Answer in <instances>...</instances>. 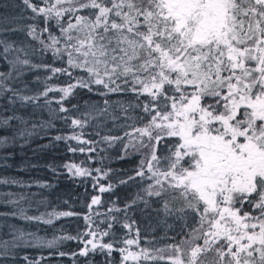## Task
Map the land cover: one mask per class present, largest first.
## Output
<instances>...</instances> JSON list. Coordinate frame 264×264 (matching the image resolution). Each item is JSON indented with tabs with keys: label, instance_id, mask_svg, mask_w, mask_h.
Here are the masks:
<instances>
[{
	"label": "snow or ice",
	"instance_id": "6c2138e0",
	"mask_svg": "<svg viewBox=\"0 0 264 264\" xmlns=\"http://www.w3.org/2000/svg\"><path fill=\"white\" fill-rule=\"evenodd\" d=\"M23 3L43 15L46 23L53 16L72 14L67 27L61 28L64 51L68 65L84 68L89 79L60 88L61 100L75 87L90 84L103 85L107 93L128 90L131 84V91L150 98L143 105L150 119L143 128L125 133L138 135L142 147L150 149L146 165L153 183L146 192L160 198L170 195L183 202L178 211L189 209L199 216V226L188 239L169 246L175 253L167 257L170 264H205L201 257L209 253H215V258L207 264H264V0H55L47 7H37L31 0ZM65 3L72 6L62 7ZM81 10H88V15H76ZM29 35L38 38L34 26ZM51 39L52 45L58 42ZM0 45H5V53L11 47L3 40ZM48 91L52 89L43 95ZM60 111L68 110L61 106ZM84 115V120L72 119V125L83 127L89 114ZM9 119L13 117L3 123ZM166 138L175 142L166 146L168 155L158 157L157 148ZM161 163L167 164L166 170H160ZM144 165L141 161L137 176L145 175ZM64 167L74 176L91 174L74 163ZM136 199L143 197L137 194L133 203ZM246 201L258 215H241ZM99 203L100 197L94 196L88 207ZM163 208L170 211L167 199ZM84 219L90 221L89 216ZM85 235L91 239L83 241L81 255L88 254L89 245L93 250L113 247L95 243V231L65 239L82 240ZM24 236L21 232L11 243ZM138 238L137 232V239L124 243L138 245ZM141 257L152 259L146 249L127 251L123 259Z\"/></svg>",
	"mask_w": 264,
	"mask_h": 264
},
{
	"label": "trees",
	"instance_id": "16d2710c",
	"mask_svg": "<svg viewBox=\"0 0 264 264\" xmlns=\"http://www.w3.org/2000/svg\"><path fill=\"white\" fill-rule=\"evenodd\" d=\"M54 2L31 0L37 7ZM70 15L53 16L46 23L45 17L33 13L23 0H0V40L11 45L7 53L5 45H0V264H170L167 257L175 253L169 246L187 240L192 229L199 226V216L189 209L178 211L184 204L170 195L160 198L146 192L153 183L146 165L150 149L142 147L138 135L125 136L135 128H143L150 119L143 110L150 99L146 94L131 91V84L128 90L116 93H107L103 85L90 84L88 88L75 87L61 100L60 88L89 79L84 68L70 67L67 62L61 28L67 27ZM76 15H88V10ZM30 26L35 27L38 38L29 35ZM45 28L47 31H43ZM52 37L58 41L54 45ZM25 59L28 64L21 62ZM48 89L52 91L43 95ZM61 106L68 111L61 112ZM85 113L89 115L83 127L72 125V119H86ZM9 117L13 119L4 124ZM21 132L25 134L21 136ZM73 135L80 139H68ZM58 136L65 139L57 140ZM114 137L121 139H106ZM174 142L175 138H166L158 146L157 156L168 155L166 146ZM148 143L144 137L143 144ZM141 161H145L143 177L136 175ZM71 163L91 174L74 176L64 167ZM159 168L166 170L167 164L161 163ZM101 187L107 191L101 192ZM137 194L143 199L133 203ZM94 196L100 197V203L89 209ZM165 199L169 201V212L163 208ZM62 212L73 215H57ZM243 212L258 215L247 201L241 215ZM24 216L41 219L28 220ZM48 220L51 223H46ZM87 231L97 233L95 243H111L113 247L93 250L89 245L88 254L81 255L83 241L91 237H65ZM21 232L25 236L11 243ZM103 232L109 234L101 236ZM137 232L138 245L127 246L124 241L137 239ZM141 249H146L152 259H123L127 251ZM214 258L215 253L201 257L205 263Z\"/></svg>",
	"mask_w": 264,
	"mask_h": 264
},
{
	"label": "rangeland",
	"instance_id": "374dc122",
	"mask_svg": "<svg viewBox=\"0 0 264 264\" xmlns=\"http://www.w3.org/2000/svg\"><path fill=\"white\" fill-rule=\"evenodd\" d=\"M205 264H207V263H205Z\"/></svg>",
	"mask_w": 264,
	"mask_h": 264
}]
</instances>
